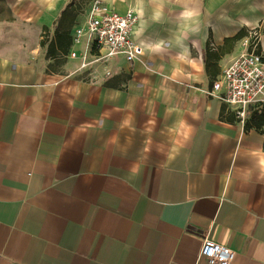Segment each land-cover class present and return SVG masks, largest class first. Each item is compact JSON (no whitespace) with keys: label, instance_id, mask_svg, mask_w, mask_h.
I'll return each instance as SVG.
<instances>
[{"label":"crops","instance_id":"0c3cea01","mask_svg":"<svg viewBox=\"0 0 264 264\" xmlns=\"http://www.w3.org/2000/svg\"><path fill=\"white\" fill-rule=\"evenodd\" d=\"M70 1L0 0V264H264V130L211 94L264 0H103L143 54L90 71L47 54Z\"/></svg>","mask_w":264,"mask_h":264},{"label":"built area","instance_id":"2783aa9c","mask_svg":"<svg viewBox=\"0 0 264 264\" xmlns=\"http://www.w3.org/2000/svg\"><path fill=\"white\" fill-rule=\"evenodd\" d=\"M138 20L133 9L118 11L103 0H91L84 21L73 30V45L67 56L78 59L80 69L89 71L96 65H107L116 56L138 59L143 54V47L133 38ZM245 44L248 50L226 67L211 90V94L235 107L243 124L250 107L264 103V53L259 48V34L252 32ZM235 255L231 247L204 237L200 257L209 264H232Z\"/></svg>","mask_w":264,"mask_h":264},{"label":"trees","instance_id":"16d2710c","mask_svg":"<svg viewBox=\"0 0 264 264\" xmlns=\"http://www.w3.org/2000/svg\"><path fill=\"white\" fill-rule=\"evenodd\" d=\"M85 0H71L67 6L62 10L61 15L57 21L54 37L48 41V56H58V54H67L70 51L73 40V28L77 25V18L81 12H86L83 7ZM90 4V3H89ZM89 7V6H88ZM246 31H240L234 38L243 37ZM42 44H46L43 40ZM256 128L264 130V103L259 102L250 107L248 117L245 122V128Z\"/></svg>","mask_w":264,"mask_h":264},{"label":"rangeland","instance_id":"374dc122","mask_svg":"<svg viewBox=\"0 0 264 264\" xmlns=\"http://www.w3.org/2000/svg\"><path fill=\"white\" fill-rule=\"evenodd\" d=\"M90 1H91V0H85V1L83 2L84 10H86V9L88 8Z\"/></svg>","mask_w":264,"mask_h":264}]
</instances>
